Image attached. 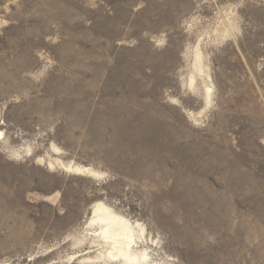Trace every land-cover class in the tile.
I'll return each instance as SVG.
<instances>
[{"label": "rangeland", "instance_id": "obj_1", "mask_svg": "<svg viewBox=\"0 0 264 264\" xmlns=\"http://www.w3.org/2000/svg\"><path fill=\"white\" fill-rule=\"evenodd\" d=\"M98 206L142 264H264V0H0V264H122Z\"/></svg>", "mask_w": 264, "mask_h": 264}, {"label": "bare ground", "instance_id": "obj_2", "mask_svg": "<svg viewBox=\"0 0 264 264\" xmlns=\"http://www.w3.org/2000/svg\"><path fill=\"white\" fill-rule=\"evenodd\" d=\"M229 31L230 30L227 29V33ZM195 57H196V59H195L196 65L201 66L202 65L201 51L198 50L196 52ZM202 69L203 68H200V70H198V71L202 72L203 71ZM194 80H196V79L191 80L192 83L194 82ZM190 85H192V84H190ZM206 86H208V85H205V89H206ZM188 87H190V86H188ZM195 87H196V85H195ZM193 90H195V89H193ZM207 93H208V96L206 98V101L211 100L212 90L209 88ZM205 96H206V94H205ZM77 170H81V169L78 168ZM100 211H101V213L93 221V223L95 225H98L100 227V231L95 233V238H93L94 239L93 240V247L98 246L99 247L98 249L100 250L98 255H97V258H100V260L103 258L104 259L108 258V259H111L114 261H120V262L123 261L122 264H142L143 262H145L144 257L146 256V258H147V255L143 256V254H142L141 256H139L137 254V253H139V252H137L138 249L137 250L135 249L136 248L135 245L139 244L140 242L137 243V241H136L137 239L135 240L134 227L125 219L119 218L115 214L111 213L109 211V209L103 208L101 206L96 207L95 212H100ZM139 254H141V253H139ZM110 262H113V261H110Z\"/></svg>", "mask_w": 264, "mask_h": 264}]
</instances>
